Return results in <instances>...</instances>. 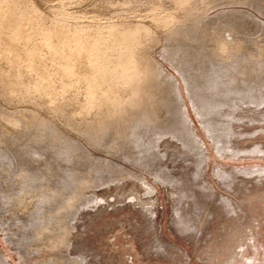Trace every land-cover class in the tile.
Wrapping results in <instances>:
<instances>
[{"label":"rangeland","instance_id":"rangeland-1","mask_svg":"<svg viewBox=\"0 0 264 264\" xmlns=\"http://www.w3.org/2000/svg\"><path fill=\"white\" fill-rule=\"evenodd\" d=\"M0 264H264V0H0Z\"/></svg>","mask_w":264,"mask_h":264}]
</instances>
